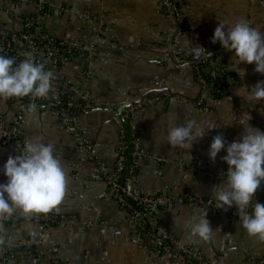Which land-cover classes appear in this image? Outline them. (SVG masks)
<instances>
[{
	"label": "crops",
	"instance_id": "crops-1",
	"mask_svg": "<svg viewBox=\"0 0 264 264\" xmlns=\"http://www.w3.org/2000/svg\"><path fill=\"white\" fill-rule=\"evenodd\" d=\"M36 1L26 0L17 8L3 1L2 8L10 12L16 28L23 19L35 18L39 29L58 40L94 45L89 65L85 53L63 64L46 65L52 73L47 97L74 104L88 101L99 108L80 115L76 124L78 139L93 155L88 156L65 124L43 109L23 120L19 148L0 146L2 165L8 156L23 151L26 140L53 144L66 176L64 196L50 210L57 216L55 224L47 225L45 213L16 209L11 215H0L5 245L34 246L9 251L12 255L0 264H50L54 254L61 264H184L176 261L174 251H160L152 246L149 235L133 228L126 209L107 185L106 175L114 172L117 160L121 125L115 110L121 104L134 106L130 124L142 154L133 174L135 192L179 201L157 210L158 228L178 247L194 248L213 264H250L252 259H262L264 240L246 233L236 209H216L212 187L222 183L224 153L215 162L206 153L217 134L226 142L237 138L242 119H250L251 126L264 132V100H251L247 89L264 80V75L255 73L252 65L237 68L234 55L210 42L216 23L230 28L247 21L264 34V0H183L178 32L167 23L158 0H44L48 7L38 15ZM170 35V49L188 61L209 58L215 62L219 76L224 77L219 88L222 96L212 87L204 96L190 64L179 65L174 53V63L169 59ZM197 45L206 53L196 55L192 47ZM12 99H0L3 126L14 122ZM189 121L205 132L208 125L217 128L194 141L188 161L187 149L173 148L162 137L169 127ZM4 182L0 174V183ZM254 199L249 211L255 201L264 204V183ZM194 200L210 201L212 206H196ZM204 212L214 231L207 240L193 238L190 222ZM3 216L9 222L4 223Z\"/></svg>",
	"mask_w": 264,
	"mask_h": 264
},
{
	"label": "clouds",
	"instance_id": "clouds-1",
	"mask_svg": "<svg viewBox=\"0 0 264 264\" xmlns=\"http://www.w3.org/2000/svg\"><path fill=\"white\" fill-rule=\"evenodd\" d=\"M210 42L218 43L234 55L237 68L241 64L252 65L255 73L264 75V34L247 21H238L230 28L216 23ZM192 50L196 55L206 53L199 45ZM25 56L16 63L13 58L0 55V99L42 98L51 90L52 73L34 62L31 53ZM247 89L251 100H264V80ZM249 120H240L241 131L231 142H226L220 134L213 136L206 155L210 162H215L218 154L224 153L220 157L226 165L222 183L212 187L216 209L234 207L246 233L264 240V204L255 201L249 211L250 202L255 200V193L264 183V132L251 126ZM215 128L208 125L205 132L199 124L189 121L169 127L162 142L173 148L187 149L189 161L194 141ZM0 174L5 178V182L0 183V215H11L16 209L24 213H47L64 196L65 171L53 144L26 140L22 152L8 156L0 165ZM189 229L193 238L202 240L209 239L214 231L205 212L192 219Z\"/></svg>",
	"mask_w": 264,
	"mask_h": 264
},
{
	"label": "built area",
	"instance_id": "built-area-1",
	"mask_svg": "<svg viewBox=\"0 0 264 264\" xmlns=\"http://www.w3.org/2000/svg\"><path fill=\"white\" fill-rule=\"evenodd\" d=\"M7 2L11 7L17 8L20 4L26 3V0H0V55L13 58L16 63L25 59L26 53H31L34 62L40 63L47 71V62L53 64H63L76 54H84L85 60L88 65L93 59V47L94 45H84L82 43H72L66 40H58L51 35L43 32L38 28L35 18L28 20H22L20 27H14L13 20L10 18V12L2 8V2ZM158 6L163 11L164 16L168 24L179 31L180 25L183 20V0H158ZM48 7L44 0L36 1V15L40 14L44 8ZM170 37H172L170 35ZM171 50V54L174 53L176 62L179 65L190 64L192 65L194 78L197 83L202 85L204 96L211 92V86H208L203 82L198 70L199 66L208 64L211 68L210 77L216 78V71L212 68L215 62L209 58H200L192 60L191 62L185 59L183 54ZM174 52H173V51ZM219 79V78H218ZM220 80V79H219ZM204 86V87H203ZM219 92L220 90H215ZM150 92V91H149ZM12 103L16 109L15 119L11 126H3L0 124V146H6L8 144H15L18 148L20 141L17 140L19 127L23 123L25 117L38 111V109L46 110L51 116L61 120L67 130L72 133L79 144H82L78 139L76 124L80 115L89 113L95 110H99L97 106H94L90 102H84L82 104H74L70 100H62L61 98H49L47 96L42 98L22 97L13 98ZM33 105L35 107H33ZM134 106L125 110L123 113L125 121L128 123V141L122 131L119 132V144L117 146V160L115 163L114 172L110 175H106L107 185L115 196V199L126 207V211L131 220L134 229L143 232V228L149 223L152 229V234L149 236L150 242L153 247L159 250L174 251V258L176 261L184 264H213L210 261H205L190 247H178L176 243L170 239L160 228H158V221L155 218V214L158 209L166 208L179 202L177 199H171L152 194H138L134 190L133 174L137 161L141 158L140 144L136 137L135 128L130 124L133 115ZM84 145L83 150L86 151L88 156L93 155V150ZM130 161L128 168L127 162ZM193 204L196 206L205 205L211 207L210 201L194 200ZM48 211L45 213L44 218H48ZM54 214L53 212H51ZM56 214H54V217ZM236 217V214H232ZM238 218V216H237ZM6 219V216L2 217V221ZM57 219V216H56ZM0 243H6V238L0 232ZM253 261V259L251 260ZM249 261V263L251 262ZM51 264H59L56 254L51 258ZM253 264V263H252ZM257 264H264V260L259 261Z\"/></svg>",
	"mask_w": 264,
	"mask_h": 264
},
{
	"label": "trees",
	"instance_id": "trees-1",
	"mask_svg": "<svg viewBox=\"0 0 264 264\" xmlns=\"http://www.w3.org/2000/svg\"><path fill=\"white\" fill-rule=\"evenodd\" d=\"M43 12L42 13H44L45 12V8L42 10ZM212 68L216 71V73H217V75H219V70L217 69V67H216V65H214V66H212ZM198 70H199V72H200V77H201V79L203 80V82L205 83V84H207L208 86H211L212 87V89H213V91H215V90H217V89H219L221 86H222V82H223V80H219L218 78V76L214 79V78H211L210 77V70H211V68L208 66V64H204V65H201V66H199V68H198ZM21 133V132H20ZM19 133V134H20ZM20 136H21V134L20 135H18V137H17V140H19L20 141ZM124 208H126V207H124ZM48 218L46 219V220H48V223H47V225H49V224H55L57 221H56V217H53V216H51V215H48L47 216ZM8 220V221H7ZM3 222L4 223H6V222H9V219H4L3 220ZM145 226H144V228H143V233H145V234H147V235H151L152 234V229H151V227L149 226V223H147V222H145ZM161 251V250H160ZM1 253H2V255H3V258L0 260V261H3V260H7V258L8 257H10L11 255H12V253L11 252H9V251H5V250H1ZM57 260H58V262H59V264H61L60 263V260L57 258ZM262 260H264V257L262 258V259H256V260H253L252 262H250V264H257L259 261H262ZM50 264H51V261H50Z\"/></svg>",
	"mask_w": 264,
	"mask_h": 264
},
{
	"label": "water",
	"instance_id": "water-1",
	"mask_svg": "<svg viewBox=\"0 0 264 264\" xmlns=\"http://www.w3.org/2000/svg\"><path fill=\"white\" fill-rule=\"evenodd\" d=\"M171 42H172V37H171V39L168 40V48H167L168 49L167 50L168 52H167V54H168L169 59L173 62V58H172L171 50H170V48H171L170 47L171 46ZM190 67L192 68L191 65H190ZM150 92H152V91H150ZM150 92H148V93H150ZM132 106H133V104H130V105L121 104L115 110L116 117L118 118V120L120 122L122 131H123V133H124L125 138H126L127 141H128V123L125 121L124 116H123V113H124L125 110H128ZM129 163H130V161L127 162L126 168H128ZM36 222L39 223V224H41V222L39 220H37ZM0 249L6 250V251L7 250L8 251H26V250H32V249H34V246L33 245H27V246H9V245H5V244H1L0 243Z\"/></svg>",
	"mask_w": 264,
	"mask_h": 264
},
{
	"label": "rangeland",
	"instance_id": "rangeland-1",
	"mask_svg": "<svg viewBox=\"0 0 264 264\" xmlns=\"http://www.w3.org/2000/svg\"><path fill=\"white\" fill-rule=\"evenodd\" d=\"M173 58H175V57H173ZM174 60H175V59H174ZM219 79H220V81H221V80L224 79V77H223V76H222V77L219 76ZM212 90H213V89H212ZM219 90H220V91L217 92L216 94H218L219 96H222V95H223V93H222L223 91H222L221 89H219Z\"/></svg>",
	"mask_w": 264,
	"mask_h": 264
}]
</instances>
